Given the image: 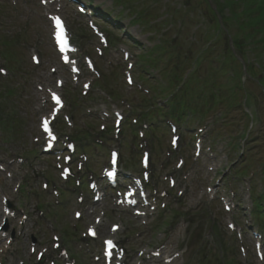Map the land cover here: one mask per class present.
I'll use <instances>...</instances> for the list:
<instances>
[{
    "label": "rangeland",
    "instance_id": "1",
    "mask_svg": "<svg viewBox=\"0 0 264 264\" xmlns=\"http://www.w3.org/2000/svg\"><path fill=\"white\" fill-rule=\"evenodd\" d=\"M220 1L227 32H219L207 0H57L51 5L43 4L45 0H0V264H65L67 258L60 254L65 248L76 253L84 249L80 261L101 264L96 258L102 233H110L113 224L121 227L116 238L126 248V264H264V256L261 260L255 253L259 236L254 235L263 236L264 230L251 215L253 193L264 195V0L255 5L238 0L237 6ZM241 5L250 11L233 14ZM56 15L66 19L72 38L82 46L74 55L82 67L79 75L62 64L54 49L50 23ZM90 22L106 34L107 47L91 31ZM229 37L243 56L240 63L230 52ZM31 55L38 56V65ZM85 56L92 58L93 70ZM191 65L193 71L180 79ZM129 77L131 85L125 82ZM107 89L117 100L107 96ZM55 91H61L66 102L55 123L61 136L57 150H65L67 136L89 135L76 143L90 151L76 155L84 166L80 171L76 163L73 166L76 184L98 173L96 168L107 164L111 149L120 152L122 165L124 160L130 163L123 171L132 178L144 172L143 151L151 155L148 214L122 218L112 200L103 207L115 212L103 216L104 209L97 206L100 213L95 216L103 220L97 240L87 238L85 228L97 226L94 217L84 211V219L74 218L83 204L94 201L93 193L88 201H77L84 187L71 185L73 196L64 197L52 211L55 189L71 182L59 178V154L50 158L41 148L39 122L48 115L49 95ZM167 95L174 106L186 102L192 119L172 121L165 111ZM240 95H249L244 107ZM115 111L124 116L118 134ZM145 111L153 118L133 124L136 114ZM63 115L70 121L60 125L62 133L57 124L63 123ZM145 123L160 129L149 135ZM170 123L178 126L181 136L174 151ZM131 128L142 136L133 139ZM101 132L106 133L95 140ZM51 169L56 182L52 187L47 177ZM76 222L77 229L72 227ZM231 222L241 230L236 226L231 231ZM69 226L74 249L66 240ZM56 243L61 247L55 250ZM158 247L161 256H153Z\"/></svg>",
    "mask_w": 264,
    "mask_h": 264
},
{
    "label": "snow or ice",
    "instance_id": "2",
    "mask_svg": "<svg viewBox=\"0 0 264 264\" xmlns=\"http://www.w3.org/2000/svg\"><path fill=\"white\" fill-rule=\"evenodd\" d=\"M54 19H55L56 27H57V29H59L60 34H61V35L58 36L57 38H58V40H59V42H60L61 44H63V45L66 46V45H67V40L63 38V27H62L61 21L59 20V18H54ZM53 99L56 101L57 104L60 103L59 98L56 97L55 94H53ZM45 130H46V131L48 130V129H47V123H45ZM53 139H54V137H53ZM90 231H91V230H90ZM93 234H94V233H93ZM108 243L110 244L111 242H108Z\"/></svg>",
    "mask_w": 264,
    "mask_h": 264
},
{
    "label": "trees",
    "instance_id": "3",
    "mask_svg": "<svg viewBox=\"0 0 264 264\" xmlns=\"http://www.w3.org/2000/svg\"><path fill=\"white\" fill-rule=\"evenodd\" d=\"M217 1V3L219 4V2H218V0H216ZM255 1L256 0H249V2H250V4H254L255 3ZM225 4H228V5H230V4H234V0H225ZM220 5V4H219ZM221 6V5H220ZM223 6V5H222Z\"/></svg>",
    "mask_w": 264,
    "mask_h": 264
}]
</instances>
